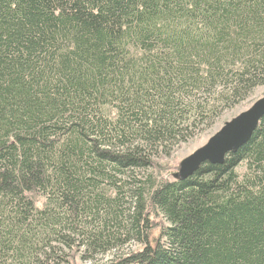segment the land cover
Listing matches in <instances>:
<instances>
[{"label":"trees","instance_id":"obj_1","mask_svg":"<svg viewBox=\"0 0 264 264\" xmlns=\"http://www.w3.org/2000/svg\"><path fill=\"white\" fill-rule=\"evenodd\" d=\"M261 84L264 0H0V264H264V116L155 161Z\"/></svg>","mask_w":264,"mask_h":264},{"label":"rangeland","instance_id":"obj_2","mask_svg":"<svg viewBox=\"0 0 264 264\" xmlns=\"http://www.w3.org/2000/svg\"><path fill=\"white\" fill-rule=\"evenodd\" d=\"M263 96L264 84L257 85L242 96L236 98L234 101L227 103L223 108H220L215 116L206 121L203 125L198 126V128L193 130V132L186 138L175 142L170 148L166 147L167 149H163L161 157H155V161L158 163L157 167L162 173L163 178L168 180L175 179V175L179 172L180 163L185 158L204 147L210 138L213 137L227 122H230L241 113L250 109ZM36 201L38 202V206H42L43 199L41 197H37ZM155 223L163 224L160 219H155ZM140 248L139 245L130 244L117 252L119 254H125ZM113 252L109 255L97 256L93 261H83L81 259V252L71 253V251L66 250V253H69L70 256L67 257V261L61 262V264H90L94 261H96L97 264H103L115 257V255L113 256Z\"/></svg>","mask_w":264,"mask_h":264},{"label":"water","instance_id":"obj_3","mask_svg":"<svg viewBox=\"0 0 264 264\" xmlns=\"http://www.w3.org/2000/svg\"><path fill=\"white\" fill-rule=\"evenodd\" d=\"M263 116L264 97L250 109L227 122L204 147L185 158L180 163L175 178L183 180L190 177L206 162L223 163L227 153L238 150L250 140Z\"/></svg>","mask_w":264,"mask_h":264},{"label":"bare ground","instance_id":"obj_4","mask_svg":"<svg viewBox=\"0 0 264 264\" xmlns=\"http://www.w3.org/2000/svg\"><path fill=\"white\" fill-rule=\"evenodd\" d=\"M263 97H264V96H263ZM263 97H262V98H263ZM260 99H261V98H260Z\"/></svg>","mask_w":264,"mask_h":264}]
</instances>
